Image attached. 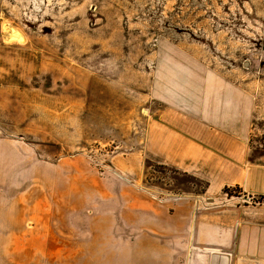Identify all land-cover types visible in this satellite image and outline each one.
I'll return each mask as SVG.
<instances>
[{"label":"rangeland","instance_id":"374dc122","mask_svg":"<svg viewBox=\"0 0 264 264\" xmlns=\"http://www.w3.org/2000/svg\"><path fill=\"white\" fill-rule=\"evenodd\" d=\"M150 92L251 93L239 146L248 167L264 168V0H0V201L28 204L31 249L46 243V264H98L90 252L106 259L109 234L139 231L134 184L203 190L144 156ZM140 149L136 182L116 161Z\"/></svg>","mask_w":264,"mask_h":264},{"label":"crops","instance_id":"0c3cea01","mask_svg":"<svg viewBox=\"0 0 264 264\" xmlns=\"http://www.w3.org/2000/svg\"><path fill=\"white\" fill-rule=\"evenodd\" d=\"M150 96L144 156L206 184L201 191V186H192L183 194L166 190V196L134 184L133 226L140 230L129 236L123 231L109 234L107 241L117 243L108 257L92 250L90 256L101 258L98 264H141L138 256L148 257V264H264V205L246 200L264 195V168L248 167L244 147L239 146L246 143L253 95L150 92ZM239 148L244 152L241 161ZM138 152L116 161L118 172L136 182L145 174L139 158L142 149ZM233 187L240 194L229 196L225 190ZM143 200L154 209L147 232L139 217ZM32 223L43 224L35 217ZM30 224L28 204L0 201V264H46V243L31 249ZM38 239L45 241L44 236ZM127 240L139 243L127 250ZM145 241H150L149 249H143Z\"/></svg>","mask_w":264,"mask_h":264},{"label":"trees","instance_id":"16d2710c","mask_svg":"<svg viewBox=\"0 0 264 264\" xmlns=\"http://www.w3.org/2000/svg\"><path fill=\"white\" fill-rule=\"evenodd\" d=\"M226 191H227V189H226Z\"/></svg>","mask_w":264,"mask_h":264}]
</instances>
